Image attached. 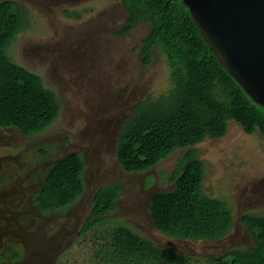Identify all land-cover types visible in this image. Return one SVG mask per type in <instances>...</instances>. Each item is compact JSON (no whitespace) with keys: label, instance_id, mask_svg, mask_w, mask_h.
<instances>
[{"label":"rangeland","instance_id":"374dc122","mask_svg":"<svg viewBox=\"0 0 264 264\" xmlns=\"http://www.w3.org/2000/svg\"><path fill=\"white\" fill-rule=\"evenodd\" d=\"M11 1L27 10L28 25L15 36L7 55L55 94L59 111L54 122L34 136L0 130V264H94V249L115 225L197 259L251 247L239 217L264 216L260 134L245 135L231 121L222 138L177 149L145 172L125 173L115 158L120 127L138 101L171 88L162 53L155 51L150 65L142 67L139 48L149 24L140 22L119 34L126 13L114 0ZM189 149L204 163L201 193L225 202L233 216L231 232L214 242L165 237L148 215L150 196L173 188L170 175ZM73 153L85 164L84 193L61 212L40 213L32 203L33 192L56 159ZM105 185L121 188L117 210L107 215L103 227L79 235L93 193Z\"/></svg>","mask_w":264,"mask_h":264},{"label":"trees","instance_id":"16d2710c","mask_svg":"<svg viewBox=\"0 0 264 264\" xmlns=\"http://www.w3.org/2000/svg\"><path fill=\"white\" fill-rule=\"evenodd\" d=\"M126 13L119 30L125 35L140 22L149 24L141 40L142 67L155 51L163 54L171 88L166 94L146 96L132 108L116 138L115 158L125 173L152 169L177 149L191 148L204 139L222 138L228 123L245 135L264 139V110L255 104L224 70L205 44L180 0H114ZM71 17L78 18L77 14ZM28 25V12L18 2L0 0V130L11 128L29 137L42 133L57 118L59 101L40 78L13 63L7 50ZM187 150L170 175L173 188L148 200V215L161 235L187 241L214 242L233 229L225 202L201 193L204 163ZM85 164L78 154L56 159L32 203L42 214L61 212L84 193ZM121 188L99 187L79 235L103 227L117 210ZM239 224L251 247L232 248L204 259L181 256L160 248L123 225H115L92 253L94 264H264V216L244 213Z\"/></svg>","mask_w":264,"mask_h":264},{"label":"water","instance_id":"95a60500","mask_svg":"<svg viewBox=\"0 0 264 264\" xmlns=\"http://www.w3.org/2000/svg\"><path fill=\"white\" fill-rule=\"evenodd\" d=\"M215 58L264 110V0H180Z\"/></svg>","mask_w":264,"mask_h":264}]
</instances>
